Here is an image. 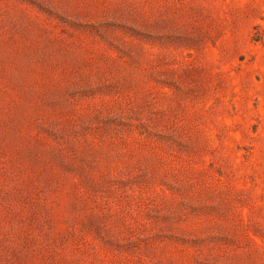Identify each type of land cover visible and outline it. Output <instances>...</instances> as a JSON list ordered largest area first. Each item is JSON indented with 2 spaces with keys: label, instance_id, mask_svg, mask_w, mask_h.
Instances as JSON below:
<instances>
[{
  "label": "rangeland",
  "instance_id": "374dc122",
  "mask_svg": "<svg viewBox=\"0 0 264 264\" xmlns=\"http://www.w3.org/2000/svg\"><path fill=\"white\" fill-rule=\"evenodd\" d=\"M0 264H264V0H0Z\"/></svg>",
  "mask_w": 264,
  "mask_h": 264
}]
</instances>
